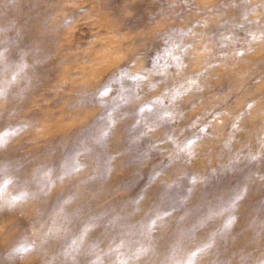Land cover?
Here are the masks:
<instances>
[{
  "label": "rangeland",
  "instance_id": "obj_1",
  "mask_svg": "<svg viewBox=\"0 0 264 264\" xmlns=\"http://www.w3.org/2000/svg\"><path fill=\"white\" fill-rule=\"evenodd\" d=\"M0 264H264V0H0Z\"/></svg>",
  "mask_w": 264,
  "mask_h": 264
}]
</instances>
